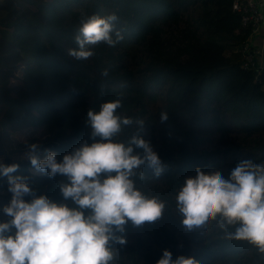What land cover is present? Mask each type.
<instances>
[{
  "label": "trees",
  "instance_id": "obj_1",
  "mask_svg": "<svg viewBox=\"0 0 264 264\" xmlns=\"http://www.w3.org/2000/svg\"><path fill=\"white\" fill-rule=\"evenodd\" d=\"M232 1L0 0V264H264V69ZM40 217L49 261L13 227Z\"/></svg>",
  "mask_w": 264,
  "mask_h": 264
},
{
  "label": "rangeland",
  "instance_id": "obj_2",
  "mask_svg": "<svg viewBox=\"0 0 264 264\" xmlns=\"http://www.w3.org/2000/svg\"><path fill=\"white\" fill-rule=\"evenodd\" d=\"M234 59L237 60L236 57H234ZM37 136L39 138H42L44 134L41 132H38ZM41 219L42 217L38 219L39 222L37 223L26 224L25 225L26 229L24 228L16 229V232L22 236L30 238L31 242L40 249L44 258H46L49 261L48 257L53 255L54 252H56L54 251V247H53L54 238L52 235H48V234L44 235V232L42 231V228H41ZM79 257L80 256L77 255L76 253L67 252L66 254L63 255V259H67V261H63L61 264H64V263L73 264L72 262L76 258H79ZM58 262H61V260L59 259Z\"/></svg>",
  "mask_w": 264,
  "mask_h": 264
},
{
  "label": "built area",
  "instance_id": "obj_3",
  "mask_svg": "<svg viewBox=\"0 0 264 264\" xmlns=\"http://www.w3.org/2000/svg\"><path fill=\"white\" fill-rule=\"evenodd\" d=\"M231 6L233 10L240 13L241 25L247 26L251 24L252 32L256 31L263 21L260 0H233ZM254 63L255 53L253 51H246L244 66L249 67Z\"/></svg>",
  "mask_w": 264,
  "mask_h": 264
},
{
  "label": "crops",
  "instance_id": "obj_4",
  "mask_svg": "<svg viewBox=\"0 0 264 264\" xmlns=\"http://www.w3.org/2000/svg\"><path fill=\"white\" fill-rule=\"evenodd\" d=\"M263 21L257 27L256 31L251 33L249 49L255 53V61L260 69H264V0H260ZM251 48V49H250Z\"/></svg>",
  "mask_w": 264,
  "mask_h": 264
},
{
  "label": "water",
  "instance_id": "obj_5",
  "mask_svg": "<svg viewBox=\"0 0 264 264\" xmlns=\"http://www.w3.org/2000/svg\"><path fill=\"white\" fill-rule=\"evenodd\" d=\"M13 227L18 229H23V225L17 223H14Z\"/></svg>",
  "mask_w": 264,
  "mask_h": 264
},
{
  "label": "clouds",
  "instance_id": "obj_6",
  "mask_svg": "<svg viewBox=\"0 0 264 264\" xmlns=\"http://www.w3.org/2000/svg\"><path fill=\"white\" fill-rule=\"evenodd\" d=\"M24 228V227H23Z\"/></svg>",
  "mask_w": 264,
  "mask_h": 264
}]
</instances>
